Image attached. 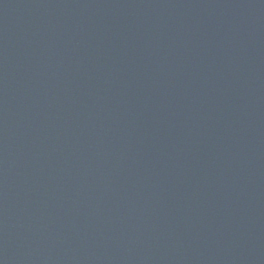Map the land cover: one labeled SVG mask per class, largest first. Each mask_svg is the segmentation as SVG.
<instances>
[{
	"label": "water",
	"instance_id": "obj_1",
	"mask_svg": "<svg viewBox=\"0 0 264 264\" xmlns=\"http://www.w3.org/2000/svg\"><path fill=\"white\" fill-rule=\"evenodd\" d=\"M0 264H264V0H0Z\"/></svg>",
	"mask_w": 264,
	"mask_h": 264
}]
</instances>
